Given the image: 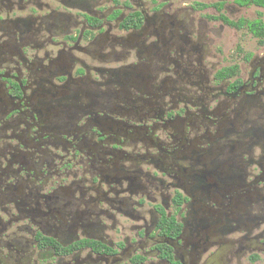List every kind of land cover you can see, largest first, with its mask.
I'll list each match as a JSON object with an SVG mask.
<instances>
[{
	"label": "flooded vegetation",
	"instance_id": "1",
	"mask_svg": "<svg viewBox=\"0 0 264 264\" xmlns=\"http://www.w3.org/2000/svg\"><path fill=\"white\" fill-rule=\"evenodd\" d=\"M246 1L0 0V264H264Z\"/></svg>",
	"mask_w": 264,
	"mask_h": 264
},
{
	"label": "rangeland",
	"instance_id": "2",
	"mask_svg": "<svg viewBox=\"0 0 264 264\" xmlns=\"http://www.w3.org/2000/svg\"><path fill=\"white\" fill-rule=\"evenodd\" d=\"M256 10H251V17L256 16L255 12ZM263 18H264V13H263ZM239 43V47L243 48V50L250 52L254 51L257 48V43L256 39L251 37V36H245L242 35L241 37L235 38L233 37V34L230 31H227L224 40L221 42V45L229 52L232 53L233 49L235 48V44Z\"/></svg>",
	"mask_w": 264,
	"mask_h": 264
},
{
	"label": "trees",
	"instance_id": "3",
	"mask_svg": "<svg viewBox=\"0 0 264 264\" xmlns=\"http://www.w3.org/2000/svg\"><path fill=\"white\" fill-rule=\"evenodd\" d=\"M247 5H255L258 7L264 8V0H247ZM239 26H243V23H241ZM249 31L259 39H262L264 37V23L262 22H253L248 24Z\"/></svg>",
	"mask_w": 264,
	"mask_h": 264
}]
</instances>
